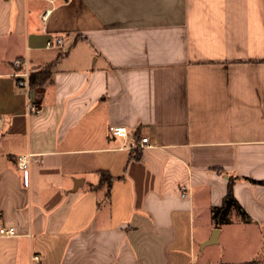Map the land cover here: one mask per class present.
<instances>
[{"label": "crops", "instance_id": "1", "mask_svg": "<svg viewBox=\"0 0 264 264\" xmlns=\"http://www.w3.org/2000/svg\"><path fill=\"white\" fill-rule=\"evenodd\" d=\"M0 119V264H264V0H0ZM230 176L253 221L202 245Z\"/></svg>", "mask_w": 264, "mask_h": 264}, {"label": "trees", "instance_id": "2", "mask_svg": "<svg viewBox=\"0 0 264 264\" xmlns=\"http://www.w3.org/2000/svg\"><path fill=\"white\" fill-rule=\"evenodd\" d=\"M55 65V62H49L46 64H43L39 68H33L31 70L30 74V85L31 86H37V85H44L48 81L52 79V69ZM20 67H17V70H19ZM141 153L135 154L137 158H139ZM100 178L96 184H92V187L94 189L100 188V187H106V196L108 197L110 194V187L113 182V174L109 170L101 169L99 171ZM238 176H230V180L228 183V189L223 197L222 203L218 205H213L211 207V216L212 221L215 226L219 227L226 223H232L236 220L242 221V222H252L253 218L248 213V211L244 208V206L241 204V202L238 200L234 193V183ZM252 182H258V183H264V180H257L253 178H248ZM253 262H250L249 264H252Z\"/></svg>", "mask_w": 264, "mask_h": 264}, {"label": "built area", "instance_id": "3", "mask_svg": "<svg viewBox=\"0 0 264 264\" xmlns=\"http://www.w3.org/2000/svg\"><path fill=\"white\" fill-rule=\"evenodd\" d=\"M64 44V39L63 37H56L54 39H50L47 41L48 46H54V45H62ZM14 64L20 69L15 73L16 78H17V83L18 85L26 88L27 90L30 89V74H31V68L29 66V61L25 57L17 58L14 60ZM28 108L31 112H38L40 110V107L35 104V103H30L28 105ZM1 120V119H0ZM110 132L115 135V136H121L124 138H128L129 136V129L126 125L119 124V125H112L110 127ZM154 143L151 141L149 136H142L141 140L139 143H134L132 146L136 148H145V147H151L153 146ZM35 154L31 151H27L24 153H21L18 158H17V164L20 169L25 171V173L29 174V168L34 160ZM183 195L186 194L184 191L182 193ZM17 234V229L15 226H5L1 225L0 226V236H13ZM35 258H38V255H35Z\"/></svg>", "mask_w": 264, "mask_h": 264}, {"label": "rangeland", "instance_id": "4", "mask_svg": "<svg viewBox=\"0 0 264 264\" xmlns=\"http://www.w3.org/2000/svg\"><path fill=\"white\" fill-rule=\"evenodd\" d=\"M197 229H199V227ZM223 240H224V238H223ZM223 243H224V245L223 244H218V243L209 245L206 253H204V254H206V255L210 254L212 256H216V255L222 256V255H225V253H229V252L231 253V252L235 251L234 249H236V247L238 246V244H237L238 242L236 243L234 241V243H230V245L228 246L229 250H225V249H227V247H225V242L224 241H223ZM240 244H241V242H240ZM201 256H202L201 252H198L196 259L199 260V258Z\"/></svg>", "mask_w": 264, "mask_h": 264}, {"label": "water", "instance_id": "5", "mask_svg": "<svg viewBox=\"0 0 264 264\" xmlns=\"http://www.w3.org/2000/svg\"><path fill=\"white\" fill-rule=\"evenodd\" d=\"M219 228L216 227L212 233V235L210 236V238L208 240H206L202 245L206 244V243H212V242H215L217 241V236H218V233H219Z\"/></svg>", "mask_w": 264, "mask_h": 264}]
</instances>
